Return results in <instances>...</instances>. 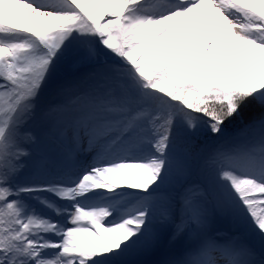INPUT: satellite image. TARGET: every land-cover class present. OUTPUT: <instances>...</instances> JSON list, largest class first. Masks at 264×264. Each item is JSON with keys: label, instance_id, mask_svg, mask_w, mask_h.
<instances>
[{"label": "snow or ice", "instance_id": "snow-or-ice-1", "mask_svg": "<svg viewBox=\"0 0 264 264\" xmlns=\"http://www.w3.org/2000/svg\"><path fill=\"white\" fill-rule=\"evenodd\" d=\"M175 244L264 264V0H0V264Z\"/></svg>", "mask_w": 264, "mask_h": 264}, {"label": "rangeland", "instance_id": "rangeland-1", "mask_svg": "<svg viewBox=\"0 0 264 264\" xmlns=\"http://www.w3.org/2000/svg\"><path fill=\"white\" fill-rule=\"evenodd\" d=\"M79 69H82L81 70V73L83 74L86 70L88 71H90V68L87 66V65H84V68H79ZM79 69H77V68H71V67H69L67 70H66V72H64L63 74H62V79H61V82H67L68 81V75H72V74H75L76 73V71L77 70H79ZM86 74V73H85ZM85 74H83V75H85ZM83 75H80V76H83ZM85 79V78H84ZM83 79H81V80H79V81H77V82H81ZM70 81V83H73L71 80H69ZM68 81V82H69ZM59 99V98H58ZM58 100H56V99H54L53 98V100L51 99V102H57ZM35 131L37 132V134H39V135H42L43 136V129H42V127H40V126H37L36 128H35ZM59 145H61L60 143H58V142H55V141H51V140H45V142H44V145H43V148H44V150L50 155V156H52L53 158H59L60 157V155L64 152V150L63 149H61L60 147H59ZM83 147L86 149L87 148V143L85 142L84 144H83ZM88 155H90V154H88ZM225 220V219H224ZM222 222V223H224L221 219H217L214 223H213V225H212V227L214 228V229H217V230H219V231H222V232H228L229 230H230V225L229 224H224V227H226V228H224V227H220V225H221V223L220 222ZM180 247V244H175V245H168V246H166V247H164V248H162V249H160L159 251H163L164 252V254H166V256H167V260H170V259H175V258H177V256L174 254V249H178ZM165 250V251H164ZM158 252V251H157ZM157 260V262L156 263H153V264H163V263H160V262H162V260H161V257L160 258H158V259H156ZM150 262H154V260H152V261H150ZM149 262V263H150Z\"/></svg>", "mask_w": 264, "mask_h": 264}, {"label": "trees", "instance_id": "trees-1", "mask_svg": "<svg viewBox=\"0 0 264 264\" xmlns=\"http://www.w3.org/2000/svg\"><path fill=\"white\" fill-rule=\"evenodd\" d=\"M82 66H84V65H82ZM89 72H90V71L86 72V74L83 73V74H85V75H83V74L81 73V71L78 70V71H76V73H75L74 75L68 77L67 79H68V81L71 80L73 83H76L77 81L83 79V80L80 82V83H83V82L86 80V79H84V78H86V77L88 76ZM80 75H83V76H80ZM68 81H67V82H68ZM69 82H70V81H69ZM51 96H52V94H50V95L48 96L47 99H52ZM53 98L56 99V100H58L59 97H57L56 95L53 94ZM221 220H222L224 223H222V222L219 221V222L221 223L220 227H224V224H225V225L228 224V222H227L226 220H224V219H222V218H221ZM224 228H226V227H224ZM160 257H161L162 262H164V261L167 260V256H166V254H164V252H163L162 250H161V251H158V252H155V253H153L152 255L148 256V257H144L143 259L147 260L148 262H150V261H152V260H154V262H157L156 259H158V258H160ZM151 263H152V262H151Z\"/></svg>", "mask_w": 264, "mask_h": 264}, {"label": "bare ground", "instance_id": "bare-ground-1", "mask_svg": "<svg viewBox=\"0 0 264 264\" xmlns=\"http://www.w3.org/2000/svg\"><path fill=\"white\" fill-rule=\"evenodd\" d=\"M79 68H84V66L81 65ZM79 68H77V69H79ZM81 70H82V69H79V71H81ZM77 71H78V70H77ZM88 71H89V70H88ZM88 71L86 70L84 73H86V72H88ZM72 75H74V74H72ZM72 75H71V76H72ZM68 76L70 77V75H68ZM86 78H87V77H86ZM86 78H85V79H86ZM76 83H79V82H76ZM51 98H52V100H53V94H52ZM48 101L51 102V99H48ZM59 146L62 148L61 145H59Z\"/></svg>", "mask_w": 264, "mask_h": 264}]
</instances>
